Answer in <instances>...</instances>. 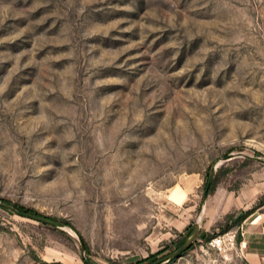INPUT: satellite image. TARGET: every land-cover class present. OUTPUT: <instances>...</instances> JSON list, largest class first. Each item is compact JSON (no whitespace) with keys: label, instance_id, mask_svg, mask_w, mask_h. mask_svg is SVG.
Here are the masks:
<instances>
[{"label":"rangeland","instance_id":"obj_1","mask_svg":"<svg viewBox=\"0 0 264 264\" xmlns=\"http://www.w3.org/2000/svg\"><path fill=\"white\" fill-rule=\"evenodd\" d=\"M263 199L264 0H0V200L70 223L0 264H249Z\"/></svg>","mask_w":264,"mask_h":264},{"label":"crops","instance_id":"obj_2","mask_svg":"<svg viewBox=\"0 0 264 264\" xmlns=\"http://www.w3.org/2000/svg\"><path fill=\"white\" fill-rule=\"evenodd\" d=\"M242 246L249 264H264V206L241 223Z\"/></svg>","mask_w":264,"mask_h":264},{"label":"water","instance_id":"obj_3","mask_svg":"<svg viewBox=\"0 0 264 264\" xmlns=\"http://www.w3.org/2000/svg\"><path fill=\"white\" fill-rule=\"evenodd\" d=\"M238 157L252 158V157L245 155V154H229L225 159L222 160V162L220 164H223V163L228 162L230 160L236 159ZM217 167H218V165L213 167L210 171L209 178H208L207 185H206V189H205V192L203 195V202H205L207 197H208L209 188L211 187V185L215 179ZM0 207L7 209V210H9V211H11L17 215L22 216V217H25V218H28V219H31V220H34V221H37V222H40V223H43L46 225H51V226H54L58 229L64 230L66 228V225L62 222L56 221L54 219H51L49 217H45L42 215L20 212L14 206H12L8 203H5L2 200H0ZM199 232H200V226L197 223H195L193 225V229H192V232L190 233V235L187 237L185 242L171 255V257L172 258H179L186 251H188L191 248V246L193 245V243L195 242V240L197 239ZM80 243H81L82 251H83V253H85L86 249H85V246L81 240H80Z\"/></svg>","mask_w":264,"mask_h":264},{"label":"trees","instance_id":"obj_4","mask_svg":"<svg viewBox=\"0 0 264 264\" xmlns=\"http://www.w3.org/2000/svg\"><path fill=\"white\" fill-rule=\"evenodd\" d=\"M216 182H217V177L215 178V180H214V182H213V184H212V186L210 187V189H209V192H211V191H213V189L215 188V184H216ZM4 202H6V203H8V204H11L10 202H8V201H4ZM17 210H19L20 212H23V213H33V214H36V215H41V214H39L37 211H35V210H33V209H29V208H26V207H24V206H20V205H17V204H12ZM264 205V199L257 205V206H255L253 209H251L250 211H248L247 212V214L245 215L246 217L248 216V215H250L251 213H253V212H255V210L258 208V207H260V206H263ZM241 217L237 222L238 223H240L242 220H244L246 217ZM57 221V220H56ZM40 223V222H39ZM64 224H66V225H70V223H68V222H64ZM44 225H46V224H44ZM48 226H50V227H52V228H56V227H54V226H51V225H48ZM204 241H207L208 239H210L211 238V236L210 235H205L204 237ZM162 253V251L161 252H159V253H157L156 255H158V254H161ZM155 256V255H154ZM156 257V256H155Z\"/></svg>","mask_w":264,"mask_h":264},{"label":"built area","instance_id":"obj_5","mask_svg":"<svg viewBox=\"0 0 264 264\" xmlns=\"http://www.w3.org/2000/svg\"><path fill=\"white\" fill-rule=\"evenodd\" d=\"M235 239H236V233L235 232H229V233H226V235H224L223 237H219L217 239L214 238L213 240H218L217 242L219 243V246H220V243L222 242L221 240L227 241L231 245H234Z\"/></svg>","mask_w":264,"mask_h":264}]
</instances>
